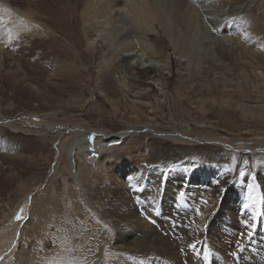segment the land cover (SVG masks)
<instances>
[{
    "label": "rangeland",
    "instance_id": "rangeland-1",
    "mask_svg": "<svg viewBox=\"0 0 264 264\" xmlns=\"http://www.w3.org/2000/svg\"><path fill=\"white\" fill-rule=\"evenodd\" d=\"M87 1L0 0L1 27L31 22L14 42L16 62L0 67V264L141 261L115 246L117 226L103 214H116L117 192L140 168L143 190L153 193L155 177L186 173L191 208L219 203L215 235L256 240L261 220L255 229L243 223L253 205L264 209V0H177L179 14L191 13L180 22L182 34L189 23L183 38L170 17L172 0H151L164 28L118 0L103 17H83ZM60 7L69 12L68 37L52 24ZM206 175L208 186L194 181ZM162 196L156 208L138 210L161 234ZM240 244L227 253L244 250Z\"/></svg>",
    "mask_w": 264,
    "mask_h": 264
},
{
    "label": "bare ground",
    "instance_id": "bare-ground-1",
    "mask_svg": "<svg viewBox=\"0 0 264 264\" xmlns=\"http://www.w3.org/2000/svg\"><path fill=\"white\" fill-rule=\"evenodd\" d=\"M108 2H110V0H106V1L88 0L85 11L82 14L83 17H86V15H90L92 13L95 16L103 17L106 13V6ZM121 2H123L125 6L129 5V8H133L135 6V8H133L135 11H138L139 8L143 9V12L146 18L153 21L155 24H158L160 27H163V28L165 27V23L162 20L163 13H161V11H156L155 7L157 5H154L151 0H139L140 5L134 3L133 1L129 2L127 0H118L115 2V5H119ZM171 2H172V8L170 10V15H171L170 17L175 27L176 34L180 33L183 38L184 34L187 35V32L189 30V23L187 22L186 28L184 29L185 33L182 34V32L178 31L180 30L179 29L180 22L185 21L188 17H190L191 13L188 9V10H184L183 15L179 14L182 10L175 9L177 0H172ZM67 14H69V12L67 11L65 7H60L59 10H53L54 19H53L52 24L55 26L56 30H58V32L61 33L64 37H68L66 33L69 32L68 29L70 27V23H69L70 20L66 18ZM0 15H5V16H2V18L6 22L7 21L6 11L0 10ZM30 23L31 22L25 23L23 21L15 20L9 23L10 24L9 27L6 25L3 28L1 27L2 23L0 22V67L3 65L4 60H6L7 58H12V60L10 61V64H14V62H16L15 57H14V53H15L14 52V46H15L14 42L20 39L21 37H24V35L22 34H26L28 32L29 30L28 25H30ZM76 28H77V25H76ZM239 29L241 31L242 28H239ZM132 31H135V30H129L128 34ZM81 33L83 34V32L79 31L78 29V33L76 34V44L77 45L82 44V41H80ZM86 33H88V30ZM177 36L179 35L177 34ZM243 48L242 50L245 49ZM244 51H247V50H244ZM17 71H19V68H17ZM54 73L55 72L49 71V75H53ZM263 74L264 72L262 73V75ZM221 92L222 91L220 90L219 93ZM231 94L233 93L231 92ZM235 95H238V94H235ZM225 97H228V96H225ZM109 100L112 106H116L113 99L110 98ZM229 103H232V101ZM2 129L3 128L0 126V147L4 148L5 145H3L2 143V137H1V133L3 131ZM95 131H98L95 133L100 135V138L103 141L105 140L107 141L108 139H110L109 135H107L103 131H100V130H95ZM154 132L155 134H158L156 130H154ZM125 135H126L125 133L121 132L119 134L113 135L114 136L113 138H124ZM100 146L102 147L105 145L101 143ZM102 151H104V149ZM86 170H89L87 166L86 168L83 169V172H85ZM138 171H141V172L137 174L134 173V175L131 176L130 180L128 179L129 183L127 184L126 187L124 185L120 188V190L117 192V197L115 199L116 200L115 205L116 203H118L115 208L116 214L117 212H121V210H125L129 212L128 216L125 215V217H123L122 215H120L122 213L117 214V215L114 213L115 215H111L108 212L105 215V213L103 212L104 216L117 226L119 236L116 239L115 246L117 248H127L129 251H131L130 253L135 258L142 256V259H140L141 261H138L136 263V261L133 262L134 259L133 260L131 259L132 262L130 264H160V263L161 264L162 263L163 264H264V229L261 231L259 235L258 233H255L256 236H260V237H257L256 240L250 238V236H246L245 239H241L240 241H237L236 239H234L235 236L233 232L222 231V230L217 231L219 233L215 235L216 231H214L215 230L214 227L216 226V224H219L218 218L216 217L218 215L216 214V210L218 208L219 203H217L216 198H213L212 200L213 206L211 207V209L209 210L207 207H205L206 211H201L203 213V216H198L195 212V209H194L195 207L194 208L190 207V202L192 204L194 201V200L191 201L192 198H189L191 197V193H192L190 191L193 189L187 190L188 184L187 186L185 184H184L185 186L182 184L183 181L185 183L187 182L188 177L186 173L179 171V169H177V171L175 172H169V173L160 175L157 178L155 177V179L158 180V185H157L158 189L155 187L157 190L156 192L153 193V192H148V191L143 190L144 185H145V181H144L145 179L143 178L144 177L143 172H145V170L140 168L138 169ZM152 172L150 173L151 175H153ZM164 175H168L169 180L166 181L164 184H162L163 182L162 177ZM83 177H87V176L83 175ZM205 179H207V175H206V178L204 179H195L194 181L200 180L199 183H201V186L206 187L208 186V184L205 183ZM214 188L217 189V186ZM206 189H208V187ZM184 190L186 191L185 194L183 196H179L178 194L183 192ZM198 191H201V190H198ZM161 193H163V196ZM261 193H263L264 195V186L261 188ZM159 195L163 197L162 203L164 204V208H165V209L164 208L160 209V212H161L160 222H161L162 228L164 229L162 234L158 231V229L153 224H151L146 219H144L138 212L139 209H143L148 206L156 208V205H155L156 202L154 203V201L156 198L160 197ZM183 197L184 198L187 197L188 199L182 200ZM183 203H184V207H186L187 205V210L179 211L175 209V205L183 204ZM120 206H122L123 209H121ZM189 207L191 209H189ZM237 208L240 209L239 206H237ZM256 211H257V207L253 205V207H251L249 209V212H247L246 214L249 217V219L247 220L248 224L254 225L253 227H249V228H252V229L257 228L256 225L258 224V221L261 220L260 222L263 223L262 224L263 226L261 227L262 229L264 227V209L259 208L258 211L257 212ZM190 212H194V214H189ZM243 212L244 210L243 211L241 210V213ZM194 218H197V219L195 220ZM243 224L245 226L247 222L245 221ZM195 241H200V243L197 245V247L194 250L191 247H189V245ZM235 242H240L242 245L244 244L245 248L242 251L239 250L238 248L236 249V251L237 250L239 251L238 253L236 252L235 255L234 253L232 255H229L227 253L228 249L232 247L235 244ZM97 249H98V246H97ZM101 251L99 252V255ZM229 256H232V258Z\"/></svg>",
    "mask_w": 264,
    "mask_h": 264
},
{
    "label": "snow or ice",
    "instance_id": "snow-or-ice-1",
    "mask_svg": "<svg viewBox=\"0 0 264 264\" xmlns=\"http://www.w3.org/2000/svg\"><path fill=\"white\" fill-rule=\"evenodd\" d=\"M213 31H215V29H213ZM237 163H238V162H237ZM244 163H247V161H245ZM215 183H216L217 185H219L220 181L217 180V181H215ZM249 187H252V186L249 185ZM206 190H207V189H206ZM220 191L223 193V192L225 191V189L221 188ZM178 195H179V196H183L184 193L181 192V193H179ZM200 203H202V204H207L208 201H207L206 199L201 198V199H200ZM195 212H196V214H197L198 216H203V213L201 212V210H200L199 208L195 209ZM142 214H145V213L142 212ZM145 215H146V214H145ZM17 219H23V210H21V213L17 215ZM149 219H150V218H149ZM253 226H254V225L245 224V227H253ZM241 235H244V234L242 233ZM199 243H200V241H195V242H193L192 244H190L189 247H191L192 249L195 250V248L197 247V245H198ZM234 255H235V253H234Z\"/></svg>",
    "mask_w": 264,
    "mask_h": 264
}]
</instances>
